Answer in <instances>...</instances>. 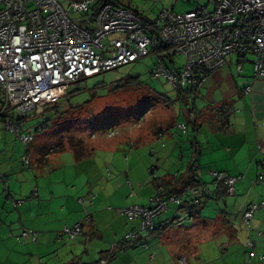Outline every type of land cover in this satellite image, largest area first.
Segmentation results:
<instances>
[{"label": "crops", "instance_id": "1", "mask_svg": "<svg viewBox=\"0 0 264 264\" xmlns=\"http://www.w3.org/2000/svg\"><path fill=\"white\" fill-rule=\"evenodd\" d=\"M237 64L231 56L224 66L203 78L197 91L182 98L183 119L146 115L142 137L146 141L137 142L143 149L146 146V161L141 151L135 150L132 129V138H121L129 144V154H122L120 138L111 140L115 133L101 137L99 147L94 144L89 148L83 140L70 138L68 143L59 140L50 151L44 145L33 156L19 151L27 149L34 135L30 144L24 145L0 121L2 132L11 134L0 143V264H98L106 257L107 264H192L193 256L201 262L193 264H264V208L253 213L248 227L242 218L248 205L258 204L264 197V183L256 181L264 170V75H254L252 67L244 71L241 64L242 76ZM245 86L251 87L248 94H244ZM226 104L231 107L227 113L221 108ZM177 122L191 124L182 133L175 131ZM192 155L199 163L197 176L210 189V201H222L223 210L218 209L214 218L205 222L209 219L199 215L207 213L209 202L200 213L192 210L193 215L182 207L184 215L192 216V223L170 234L172 217L176 220L182 209L172 206L171 213L168 209L156 217L155 232H140V242H120L127 232L139 231L140 222L119 209L148 205L155 195V182L146 170L156 167L161 180L182 174L187 182ZM210 171L238 176L235 194L227 195L221 185L204 181L201 176ZM78 222L83 223L88 240L60 235L64 226ZM208 222L216 229L213 236L202 233ZM23 230L34 231L36 237H22ZM251 240L256 242L252 257ZM200 241L209 245L202 247ZM222 251L225 259L218 257ZM181 257L184 263L179 262Z\"/></svg>", "mask_w": 264, "mask_h": 264}, {"label": "built area", "instance_id": "2", "mask_svg": "<svg viewBox=\"0 0 264 264\" xmlns=\"http://www.w3.org/2000/svg\"><path fill=\"white\" fill-rule=\"evenodd\" d=\"M172 1L169 8L148 19L138 8L111 0H70L65 6L58 0H0V121L4 129L29 145L33 133L22 131L25 123L21 118L31 112L40 114L75 83L148 56L156 58L150 73L164 77L174 89H197L203 73L218 70L230 56L238 60L251 55L254 75H264V0H211V9L195 5L181 13L173 10L176 0ZM177 54L184 56L182 65L165 64V58ZM236 70L240 74L241 65ZM250 90L245 86L244 94ZM175 127L186 130L184 123ZM191 161L194 172L199 166L195 155ZM23 162L28 163L26 156ZM148 173L157 177L155 169ZM191 175L198 180L197 175ZM211 175L214 185L223 183L227 194H235L238 176L218 171ZM256 181L264 183V170ZM158 190L164 192L163 187ZM202 192L210 194L208 184L186 186L178 194L157 195L148 205L119 209L140 222L139 231L127 232L120 242H140V232H155L159 214L170 206H196ZM260 207L264 208V197L243 211L247 227ZM179 218L178 224L182 222ZM29 234L36 237L30 230H23L21 236ZM60 235L90 237L82 222L64 226ZM255 244V240L249 242L250 257ZM107 259L98 264H107ZM179 262L184 263V258Z\"/></svg>", "mask_w": 264, "mask_h": 264}, {"label": "rangeland", "instance_id": "3", "mask_svg": "<svg viewBox=\"0 0 264 264\" xmlns=\"http://www.w3.org/2000/svg\"><path fill=\"white\" fill-rule=\"evenodd\" d=\"M58 1L65 6L70 0ZM127 2L133 7L143 11L145 17L148 19H153L163 8H169L173 1L127 0ZM195 5L206 6L208 9L212 8L211 0H189V2L185 0H176L173 10L177 13H181L193 9ZM74 15L79 14H72V16ZM229 58H231V56L227 57V59ZM252 58L251 55L247 56L248 60ZM155 61L156 58L154 56L144 57L133 63L84 79L81 82L71 85L66 95L57 102L46 105L43 108L44 112L40 114L34 112L29 113L26 116L27 121L25 122V128H22V130L27 129L29 132H32L34 139L27 149L25 148L23 151L19 152L25 155L29 151L31 154L33 153L34 156V154H39L38 149L43 148L44 145H48L49 147H47L46 150L50 151L52 146L59 140L68 143L70 138L83 140L89 148L94 147V144L99 147L97 142H102L101 137H105L106 135L110 136L117 133L115 136L111 137V140H115V142L117 138L121 139L124 135L128 138H132V133L129 132L130 129H132L133 138L136 142L135 150L139 149L138 151H141L140 153H142V157L146 161V146L143 149L137 143L143 140L144 138L142 139V137L146 134V115H150L154 118L163 115L165 118L167 117L166 120H170L174 117L183 119L181 110L184 106L183 97L181 98L179 96L164 77H155L150 73V69L153 68ZM183 62L184 56L180 54H177L173 58V63L168 58L165 59L166 65H182ZM243 64L245 65L244 71H247L248 67L253 66L249 62H244ZM241 75L244 76L243 70ZM140 117L143 118L142 121H139L141 119ZM45 120V127L36 131V128L40 127ZM9 135L11 137V134L3 133L0 128V143L8 139ZM13 135L17 137L16 134ZM105 141L108 143L111 142L109 139H105ZM143 141H146V139ZM118 143L120 144L119 146L123 148V151L121 150L123 152L122 154H129L130 148L127 146L129 144L124 143L122 139ZM156 151H159V149ZM152 159L155 160L153 156ZM198 168L195 171L197 174ZM149 169L150 167L146 170V174L152 180V175L148 173ZM211 172L212 171L207 172V174H205L204 177L201 176V178L206 182H212L213 177ZM156 174L159 176L158 169H156ZM228 201L231 203V200ZM207 202H209V204L206 205L208 206L205 211L207 213L199 215L209 219H204L205 222L211 221L210 218H214V212L218 213V209L223 210L224 208L222 201L216 203L215 200L210 201L208 198L204 203L207 204ZM204 203L201 206L202 208L199 209V213L201 210H205ZM173 207H169V213H171ZM183 209L185 208H182L179 214V219L182 220V222L179 223L181 226L177 223V217L175 220L173 216V220L171 221L173 227L168 233L172 234V231L181 232L184 226H188L192 223V218H185L188 214L184 215ZM208 223H210L209 227L205 231H201L205 234L210 232L211 236H213L216 234V229L214 225H212V222ZM163 230L165 229H162V231ZM201 243L204 244L202 247H207L209 245L205 244L207 242L200 241V245ZM200 245L199 248L201 251ZM225 254L226 252H219V259H225ZM196 258L197 257L193 256L191 260L192 264L201 263L197 262ZM174 264L179 263L174 261Z\"/></svg>", "mask_w": 264, "mask_h": 264}, {"label": "trees", "instance_id": "4", "mask_svg": "<svg viewBox=\"0 0 264 264\" xmlns=\"http://www.w3.org/2000/svg\"><path fill=\"white\" fill-rule=\"evenodd\" d=\"M112 2H114V3H123L124 1L123 0H111ZM126 5H128V6H130L129 4H126ZM173 9H174V5H173ZM173 58L174 57H171V56H169V60H171L172 61V63H173ZM166 59V58H165ZM237 62H238V64L237 65H241V64H243L244 62H249V63H251L252 65H253V58L251 59V60H248L247 59V57L245 58V59H238L237 60ZM173 65H177V64H173ZM252 69H253V66H252ZM241 73V72H240ZM204 74V76H203V78L205 77V76H207L209 73H203ZM253 74H254V69H253ZM201 86V85H200ZM199 86V87H200ZM198 87V88H199ZM198 88L197 89H192V88H186V89H175V91L179 94V96L182 98H186V96H188L189 95V93H193V92H195V91H197L198 90ZM221 108H224V112H229L231 109V107H230V105H223V106H221ZM42 112H44V109H43V111ZM41 112V113H42ZM141 118V117H140ZM22 120H24V123H25V119H26V117H23V118H21ZM141 120H143V118H141L139 121H141ZM44 122V124H43V127L45 126V124H46V120L45 121H43ZM177 123H179V122H177ZM180 123H184V122H180ZM185 124V127H186V130H187V127L191 124V123H184ZM187 124H189V125H187ZM175 125H176V123H175ZM43 127L41 128V129H43ZM174 128H175V131L177 132V131H181L180 129H177L175 126H174ZM186 130L184 131V132H182V133H185L186 132ZM193 156V155H192ZM191 156V157H192ZM150 168H152V169H155L156 170V168L155 167H150ZM193 163H192V161H191V158H190V160H189V163H188V168H187V173L188 174H195V176L197 175V173L194 171L193 172ZM193 172V173H192ZM198 177V176H197ZM174 179L172 180H161L160 179V177L159 176H157L156 178H152V180H153V182H155V187H156V192H155V195L153 196V197H155V196H157V195H163V193H169V192H172V193H177V192H180L181 191V188L180 189H178V185L179 184H182L183 182V187H186V186H190V185H195V186H200V185H202V184H207V183H205V182H203L201 179H200V177H198V180L196 181V178L194 177V175H189V178H188V180H187V182H185V181H183V176H182V174L179 176V178H178V176H175V177H173ZM172 182H174V183H172ZM212 183V182H211ZM217 185H221L224 189V192H226V194H227V189H226V186L223 184V183H218ZM159 187H163V189H164V192H161V191H159L158 190V188ZM182 187V188H183ZM227 195H229V194H227ZM152 197V198H153ZM208 198H210V194H208V193H205V192H202V194L200 195V197H199V202H198V204L196 205V206H192V205H185L184 207L185 208H187L188 209V211L190 212V214L191 215H193L194 213H198V211H199V209L201 208V206L203 205V203L206 201V199H208ZM192 210L193 211H195L194 213L192 212ZM155 230H156V222H155Z\"/></svg>", "mask_w": 264, "mask_h": 264}]
</instances>
